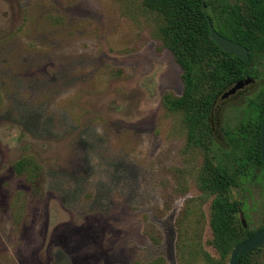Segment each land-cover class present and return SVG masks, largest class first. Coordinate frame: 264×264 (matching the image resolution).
Wrapping results in <instances>:
<instances>
[{
	"label": "rangeland",
	"instance_id": "1",
	"mask_svg": "<svg viewBox=\"0 0 264 264\" xmlns=\"http://www.w3.org/2000/svg\"><path fill=\"white\" fill-rule=\"evenodd\" d=\"M160 27L142 0H0V264H184L180 228L218 259L202 155L162 104L183 84ZM251 68L259 80L214 106L218 162L235 161L230 134L264 83V51ZM20 160L29 171H15ZM241 174L232 197L254 231L264 178ZM253 259L264 264V250Z\"/></svg>",
	"mask_w": 264,
	"mask_h": 264
},
{
	"label": "trees",
	"instance_id": "2",
	"mask_svg": "<svg viewBox=\"0 0 264 264\" xmlns=\"http://www.w3.org/2000/svg\"><path fill=\"white\" fill-rule=\"evenodd\" d=\"M142 3L147 11L161 19L163 46L172 53L181 69V95L165 93L162 104L168 112L182 114L186 148L198 150L203 158L197 187L211 198L209 245L218 253V259L214 260L206 253L201 255L182 228L178 238L179 255L184 264L190 263L198 253L204 264H226L237 245L264 228V224L254 231L244 228L239 218L242 203L232 197L233 188L244 176L241 173L254 176L260 172L264 178V166L260 161L264 83L259 93L246 103L245 117L230 134L234 163L218 162L214 155L213 109L221 96L237 82L246 78L259 80L251 62L255 54L264 51V0H244L234 5L228 4L227 0H142ZM208 21L219 34L248 49L247 63L222 51L211 40ZM14 169L21 174L29 171L30 166L20 160L14 164ZM39 177V169L30 172L33 183ZM156 234L159 233H149L151 240L158 244L161 238ZM263 250L264 245L253 249L240 258L239 264H257L253 258ZM149 264L166 263L157 258Z\"/></svg>",
	"mask_w": 264,
	"mask_h": 264
},
{
	"label": "water",
	"instance_id": "3",
	"mask_svg": "<svg viewBox=\"0 0 264 264\" xmlns=\"http://www.w3.org/2000/svg\"><path fill=\"white\" fill-rule=\"evenodd\" d=\"M209 26V34L211 40L224 52L232 54L240 59L242 62L247 63L249 60V52L246 47L243 45L236 43L235 41L226 38L225 36L219 34L213 24L208 21ZM255 81L251 78H246L237 82L232 88L227 90L222 96L221 99H227L229 97L234 96L236 93L241 91L245 86H248ZM260 161L264 166V113L261 123V133H260ZM243 227H245V222L241 221ZM264 245V228L257 231L251 237L246 239L245 241L241 242L237 245L231 253L229 264H239L240 258L247 254L248 252L252 251L255 248Z\"/></svg>",
	"mask_w": 264,
	"mask_h": 264
}]
</instances>
